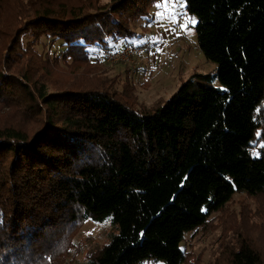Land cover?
Segmentation results:
<instances>
[{"label":"trees","instance_id":"obj_1","mask_svg":"<svg viewBox=\"0 0 264 264\" xmlns=\"http://www.w3.org/2000/svg\"><path fill=\"white\" fill-rule=\"evenodd\" d=\"M11 1L8 16L28 21L10 37L1 27L0 264H40L69 249L72 225L108 217L117 232L91 264H183L187 232L236 193L264 192V0H186L225 90L189 81L145 113L114 77L84 82L79 62L96 63L97 47L127 35L122 15L156 0ZM52 66L70 81H51ZM228 261L264 264L246 243Z\"/></svg>","mask_w":264,"mask_h":264},{"label":"rangeland","instance_id":"obj_2","mask_svg":"<svg viewBox=\"0 0 264 264\" xmlns=\"http://www.w3.org/2000/svg\"><path fill=\"white\" fill-rule=\"evenodd\" d=\"M111 1L100 0V3ZM11 5V0L0 2V59H7L9 53L5 48L7 44L4 46L7 37L1 34L2 28L12 30L8 33L10 37L28 21V17L8 16ZM147 10V14L140 16L133 11L123 14L129 29L127 35L114 34L108 44L95 49L97 53L92 51L91 59L96 63L79 62L82 65L79 73L83 74L84 82L95 75L114 77L122 95L144 113L163 107L189 81V87L193 89L200 84H211L225 90L218 77V64L206 57L197 42L198 17L186 8V0H156ZM192 19L197 23L192 24ZM54 51L60 50L54 48ZM35 60L37 62L38 58ZM19 62L23 61L16 60L15 65ZM72 74L67 67L52 66L48 78L58 82L70 81ZM3 102L0 100L2 116L8 115L2 111ZM12 115L18 120L17 112L12 111ZM256 136L254 147L259 152L264 149V122ZM68 230L63 243L69 249H59V245V250L40 264H91L90 258L117 232L111 217L103 221H81ZM244 243L252 246L264 261V192L260 195L236 193L212 213L204 225L187 232L181 243L185 254L183 264H227L233 252ZM44 253L46 251L41 255ZM141 264L164 262L147 259Z\"/></svg>","mask_w":264,"mask_h":264},{"label":"snow or ice","instance_id":"obj_3","mask_svg":"<svg viewBox=\"0 0 264 264\" xmlns=\"http://www.w3.org/2000/svg\"><path fill=\"white\" fill-rule=\"evenodd\" d=\"M191 23H192V24H196L197 21H196L195 19H192ZM101 55H102V53H101ZM141 235H143V233H141Z\"/></svg>","mask_w":264,"mask_h":264},{"label":"built area","instance_id":"obj_4","mask_svg":"<svg viewBox=\"0 0 264 264\" xmlns=\"http://www.w3.org/2000/svg\"><path fill=\"white\" fill-rule=\"evenodd\" d=\"M115 56H119L118 54H116Z\"/></svg>","mask_w":264,"mask_h":264}]
</instances>
